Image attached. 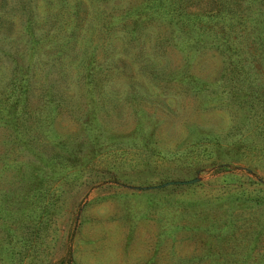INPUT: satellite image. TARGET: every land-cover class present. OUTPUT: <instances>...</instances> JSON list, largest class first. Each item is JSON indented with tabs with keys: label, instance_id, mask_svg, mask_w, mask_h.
Returning a JSON list of instances; mask_svg holds the SVG:
<instances>
[{
	"label": "rangeland",
	"instance_id": "1",
	"mask_svg": "<svg viewBox=\"0 0 264 264\" xmlns=\"http://www.w3.org/2000/svg\"><path fill=\"white\" fill-rule=\"evenodd\" d=\"M0 264H264V0H0Z\"/></svg>",
	"mask_w": 264,
	"mask_h": 264
},
{
	"label": "water",
	"instance_id": "2",
	"mask_svg": "<svg viewBox=\"0 0 264 264\" xmlns=\"http://www.w3.org/2000/svg\"><path fill=\"white\" fill-rule=\"evenodd\" d=\"M185 183H191V182H185Z\"/></svg>",
	"mask_w": 264,
	"mask_h": 264
}]
</instances>
